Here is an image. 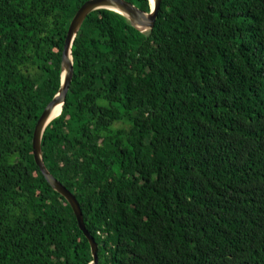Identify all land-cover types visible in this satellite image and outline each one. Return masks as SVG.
I'll return each mask as SVG.
<instances>
[{
  "label": "trees",
  "instance_id": "obj_1",
  "mask_svg": "<svg viewBox=\"0 0 264 264\" xmlns=\"http://www.w3.org/2000/svg\"><path fill=\"white\" fill-rule=\"evenodd\" d=\"M86 1L0 0V264L93 262L32 150ZM71 54L42 155L99 264H264V0H163L149 31L99 9Z\"/></svg>",
  "mask_w": 264,
  "mask_h": 264
},
{
  "label": "water",
  "instance_id": "obj_2",
  "mask_svg": "<svg viewBox=\"0 0 264 264\" xmlns=\"http://www.w3.org/2000/svg\"><path fill=\"white\" fill-rule=\"evenodd\" d=\"M163 0H154L151 3L150 12H146L132 2L128 0H88L86 1L77 11L74 18L72 19L70 26L68 28L64 50L61 59V88L53 100L46 106L41 117L39 118L33 132L32 138V150L34 155V160L41 173L45 177L48 184L53 188L54 191L59 193L68 203L70 210L74 216L75 222L77 224L78 230L82 233L83 237L87 241L90 249V254L92 258L91 264H99V258L97 256V244L94 239L87 232L83 215L79 207L76 197L73 193L66 188L59 180H57L47 169L42 155V136L47 128V126L56 117H53L56 108L65 103L67 93L73 78V59L71 54L72 44L81 29L85 19L93 12L99 9L115 10L119 13L127 16L132 25L139 29L140 31L152 30L155 26L157 15ZM70 56V58H69Z\"/></svg>",
  "mask_w": 264,
  "mask_h": 264
},
{
  "label": "bare ground",
  "instance_id": "obj_3",
  "mask_svg": "<svg viewBox=\"0 0 264 264\" xmlns=\"http://www.w3.org/2000/svg\"><path fill=\"white\" fill-rule=\"evenodd\" d=\"M150 1H151V3L153 4L154 0H150ZM69 58H70V56H69ZM61 111H62V104H60V105L56 108V111H55L53 117L58 116V115L61 113Z\"/></svg>",
  "mask_w": 264,
  "mask_h": 264
}]
</instances>
